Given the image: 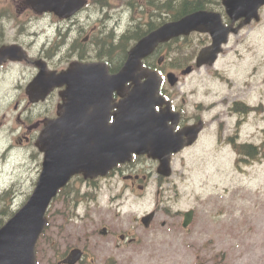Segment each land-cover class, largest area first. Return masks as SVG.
<instances>
[{"label":"rangeland","instance_id":"rangeland-1","mask_svg":"<svg viewBox=\"0 0 264 264\" xmlns=\"http://www.w3.org/2000/svg\"><path fill=\"white\" fill-rule=\"evenodd\" d=\"M0 7L3 8V4ZM145 9H141V13ZM216 67L221 68V81L216 79L211 82L214 68H203L201 73L209 80L207 87L210 86L211 90L216 91L221 85V146L211 140L208 132L209 140L201 149L188 150L176 159V173L172 178L174 184L171 183L173 187L166 186L164 191V198L167 196L168 205L174 211L194 207V222L184 230L180 215L171 216L160 210L156 218L158 228H154L153 233L139 232L151 236L146 245H151L152 250L154 243L158 244L159 264H194L192 260L195 257L203 258L209 264H264V162L249 159L240 168V155L232 144L227 143L230 136L239 142L252 140L256 144H261L264 139V111H256L242 118L229 112V105L236 99L251 104L264 103V21L234 36ZM196 81L197 78L194 83ZM5 103L8 104V101ZM6 106L1 104V122L5 120ZM18 117L14 119L17 121ZM28 124H31L30 121ZM15 127L13 121H9L3 129ZM11 139L9 132L1 133L0 193L5 189H15L13 199L6 204L9 209L16 210L37 173L40 159L29 158L20 151L5 153L6 144ZM19 165L25 171L32 166L24 178ZM118 176L112 174L103 179L104 190L101 194L107 202H112L113 220L122 229L134 228L141 215L156 206V189L152 186L144 195L138 191L123 193L126 183ZM241 183L243 186H239ZM117 192L123 195L117 198ZM66 194L54 200L50 209L46 235L52 239L58 235L72 237L90 234L100 220L98 211L91 209V212L84 207L81 214L88 212L90 217L92 214L97 220L86 217L84 223L80 219L73 221L68 218L71 199L64 203ZM236 213H239L238 216ZM159 220H165L166 225L161 226Z\"/></svg>","mask_w":264,"mask_h":264},{"label":"water","instance_id":"water-1","mask_svg":"<svg viewBox=\"0 0 264 264\" xmlns=\"http://www.w3.org/2000/svg\"><path fill=\"white\" fill-rule=\"evenodd\" d=\"M83 3L84 0H74L68 3L63 6L68 9L64 14L73 12ZM262 3H264V0L225 1L228 11L234 19L245 15L248 17V20L256 14L257 8ZM50 6L57 7L58 3L49 2L41 7V9L51 8ZM183 22L179 28L196 25L195 18H188ZM160 35L161 32L158 31L151 36L143 38L130 51V58L127 67L124 69L128 70L126 75L132 72L136 61L139 62L142 56L151 51L153 46L161 39ZM215 38L210 52L208 51L209 49H206L202 53L203 58L200 63L206 60L205 56L208 57L209 54L218 52L220 44L226 40L225 36L220 38L216 34ZM211 60H213V57ZM119 75L116 77L119 78ZM108 83H110L109 78ZM106 84V80L101 81L96 75L85 78L83 76L71 87L73 114L67 118L57 119V121L50 124L46 123V127L42 131L37 143L41 150L46 151L41 179L28 204L15 219L0 230V264H35L33 248L42 224L46 221L43 217L44 211L51 197L57 192L59 187L64 185V182L70 175L78 172H98L101 165L111 167L118 161L127 159V152L129 150L127 144H130V140L132 139L116 138L115 125L113 124V126L106 128L107 117L104 116L102 110L97 109L95 112L93 111L95 106H100L98 96L103 93V88ZM143 98V94L135 93L131 94L126 101L140 104ZM128 106L131 107L130 104ZM149 117H153L156 126L160 127L165 134H168V130L163 128L157 116L150 114ZM70 118L83 128L92 129L94 135L97 134V145L89 147L85 142H80L79 140V142H76L74 139L56 142L55 138H53L52 141H48V131L55 130L56 134H59L62 131L61 124H63V121H69ZM116 125L119 126L118 122ZM131 125H135V123H130ZM158 132L160 133L161 131L158 130ZM172 141L174 146L168 149L169 153L170 151H177L183 146L176 138H173Z\"/></svg>","mask_w":264,"mask_h":264},{"label":"flooded vegetation","instance_id":"flooded-vegetation-1","mask_svg":"<svg viewBox=\"0 0 264 264\" xmlns=\"http://www.w3.org/2000/svg\"><path fill=\"white\" fill-rule=\"evenodd\" d=\"M6 5L9 7V10H11L12 8L20 6V12L26 14L27 12L25 11L26 6H24V1L23 0H5ZM28 8V7H27ZM7 15H10V12L7 13ZM152 17L154 15H151ZM151 17V18H152ZM134 18L138 19V24L136 25L135 29H132L131 31H135V32H140V33H145L147 30H151L153 29L158 22H145L143 25H141V23L139 22V18L134 16ZM133 26L132 22H128L127 27L130 28ZM20 38L26 36L25 32H21L18 35ZM6 40V38H2V41ZM0 43V46L2 44L8 43V41H4ZM157 52H159L158 54H156V58L155 59H151L148 58L147 60H145V63L147 66H152L153 68H156L157 70H159L160 72H167V68H168V63L165 61H161V54L162 52H160V47L157 49ZM68 59V58H67ZM66 59V60H67ZM33 62V59L31 60ZM169 61V60H168ZM66 61L63 62V66L66 65ZM13 64V62L11 61H7L3 66H1L0 68V73H3L4 71H7V69L10 68V66ZM173 65H176L173 64ZM9 72L11 73V69L9 70ZM182 111V110H181ZM103 239H106L105 237H101V236H92L90 237V254H91V259L88 262V257L87 254L88 252H84L81 259L78 261L77 264H110V255L108 253V249H109V243L107 241H102ZM68 255V251L64 252V256L61 259H65ZM64 264V263H63Z\"/></svg>","mask_w":264,"mask_h":264},{"label":"trees","instance_id":"trees-1","mask_svg":"<svg viewBox=\"0 0 264 264\" xmlns=\"http://www.w3.org/2000/svg\"><path fill=\"white\" fill-rule=\"evenodd\" d=\"M198 3H199V5H201V2L200 1H197ZM195 4H196V2H191V3H189L187 0H184V2L181 4V5H179L178 6V10H179V12H181V13H184V12H186L187 10H190L191 8H193V7H197V6H195ZM131 34H133V33H131ZM128 37H130V36H128ZM128 37H127V40H128ZM134 37V35H132L130 38H133ZM125 41V38H124V40H123V42ZM130 41H128V43H129ZM103 43V47H107L108 48V50L107 51H109L110 52V54L112 55V49H113V52H114V50H115V47H117V45L116 46H111V44L110 43H104V42H102ZM125 43V42H124ZM250 151H251V153H254L255 152V147L254 146H252V145H249V147H247Z\"/></svg>","mask_w":264,"mask_h":264}]
</instances>
